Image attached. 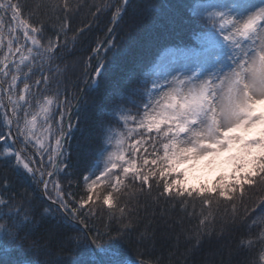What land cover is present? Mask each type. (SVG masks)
Listing matches in <instances>:
<instances>
[{"label":"snow or ice","instance_id":"obj_1","mask_svg":"<svg viewBox=\"0 0 264 264\" xmlns=\"http://www.w3.org/2000/svg\"><path fill=\"white\" fill-rule=\"evenodd\" d=\"M82 7L73 0H34L31 7L0 0V255L18 254L11 264H87L81 256L86 250L94 264H160L159 257L122 258L119 247L128 243L126 234L139 226L140 211L147 213L150 204L154 215L161 200L179 202L181 211L196 218L184 230L188 252L211 239L218 222L222 234L264 208V0L145 7L144 12H158L157 18L166 21L164 33L192 26L196 39L164 47L158 55L142 53L102 100L89 94L108 72L106 57L128 51L122 47L126 42L116 39L117 30L134 42L141 11L133 0H98L88 5L89 22L73 30L72 15ZM9 13L12 23L6 31ZM107 13L106 36L112 38L92 48L83 87L74 94L67 87L66 74L76 63L67 59L73 55L69 44L74 48L91 20ZM162 38L167 37H153ZM90 112L97 147L85 162L88 171L80 178L77 198L65 192L59 177L67 176L71 189L81 161L72 156L80 144L70 141L81 116L87 119ZM18 141L24 148H16ZM28 145L35 149L33 156L41 157L39 167L25 154ZM197 168L216 175L191 183ZM13 175L21 185L29 179L42 185L44 202L34 207L29 199L24 207L15 191L6 197ZM97 212L103 229L88 223ZM145 219L137 244L154 246L156 228L151 218ZM247 227L260 230L255 237L242 235L238 246L250 250L264 244V212ZM53 241L61 249L71 246L67 258L36 259L45 250L50 255ZM258 259L264 264V247Z\"/></svg>","mask_w":264,"mask_h":264},{"label":"trees","instance_id":"obj_2","mask_svg":"<svg viewBox=\"0 0 264 264\" xmlns=\"http://www.w3.org/2000/svg\"><path fill=\"white\" fill-rule=\"evenodd\" d=\"M20 2L26 7H31L34 0H20ZM74 3H83L84 7L80 8L79 11L72 15V29L79 27L81 23L87 24L91 19L88 5H91L98 0H73ZM134 3L139 4V10L141 15L137 17L139 21V28L136 31L134 42L129 41V37L124 34L123 31L117 30L116 39L119 41L123 39L126 44L122 47L127 46L128 51L125 55L113 56L109 53L106 57L108 61L107 68L108 72L105 78H102L98 88L89 95L97 97L98 100H102L105 93H107L112 85L122 76L124 71L128 68L133 59L139 58L142 53H147L149 55H158L164 47H173L177 42L181 44H189L196 37L194 32L196 29L192 26H185L183 28L177 29L176 31H170L164 33L161 25L166 24L163 19H158V12H144L143 10L147 6H155L158 10L161 6H176L191 3L192 0H133ZM110 13L101 14L97 19L91 20V26L88 31H85L83 36L79 37L78 42L73 48L71 43L69 48L72 50L73 55L67 57V59L75 60L76 63L72 65L69 69V73L66 76L70 77L67 82L68 90L72 93L79 91L83 87V80L85 78V63L88 61L90 54L92 53V48L96 47L97 43H106L107 39H111V36H106L107 27L110 19ZM127 19V17H126ZM10 13L9 16L4 19V24L6 26L11 25ZM160 34L162 38L160 40H154L153 37ZM69 37L72 33L69 32ZM67 51V50H61ZM62 63V62H61ZM93 67L96 63L95 56L92 57L91 61ZM92 68L87 69V71H92ZM33 80L35 77L32 78ZM22 86V85H21ZM75 103V100H73ZM73 121H75V115L72 116ZM114 127H122V125H117L113 122ZM97 129L95 127V115L91 112L88 118L85 119L81 116L80 123L75 130L74 136L71 139V144H80L79 152L73 149L72 156L73 159L79 157L81 161L80 171L78 174H74L71 177L72 187L68 188L69 178L65 175H61L59 178L61 183L64 185L65 192L71 191L77 198H79L82 189V180L80 179L85 172L88 171L86 166V161H91L92 156L90 155L97 147ZM54 142V137H53ZM17 149L24 148L22 141H18L16 144ZM35 149L31 145H28L25 149V154L28 156H33ZM36 163L33 167H39V162L41 157L36 155L33 156ZM44 161L46 163L47 156H44ZM10 180L13 183V188L9 189L5 193L6 197H10L12 192H16V201L19 202L21 199L24 200V207H28V200L31 199L32 206L36 207L41 205L44 201L42 199L41 185H37L35 182L29 181L23 185L17 182V178L13 175L10 176ZM51 187V186H50ZM26 189L24 197L20 196V192ZM155 191V189H154ZM255 199V196L252 197ZM249 207H251V200L247 201ZM143 203V201H141ZM195 209L198 212L200 209V204L197 201L195 203ZM187 211H193V204L189 202L187 206ZM87 212V209L84 210ZM163 212V218L161 213ZM261 212H264V208H257L254 212L243 221V223L237 221L236 225L228 226L225 228L222 234L219 232L220 224H217V232L212 236L211 239H205L200 247L195 250L188 252L186 249L189 247L188 242L184 238V230L194 226L196 224V218H189L188 215L181 211L179 202L172 200L159 202V206L155 207V214L153 215V206L150 204L148 212L145 213L143 209L140 211V224L137 228L133 229L130 233L126 234L127 244L119 245L121 249L122 258L135 260L137 257L141 259H152L155 260L157 257L160 258V264H237L240 260L256 261L259 264V250L264 247V244L255 243L250 250L240 248L239 241L241 236L247 237L249 234L253 237L259 232V227H253L250 232L248 229V224L251 223L255 217L259 216ZM84 213L82 212V215ZM152 219V226L156 228V239L155 244H137V235L143 229L147 220L145 217ZM220 216H223V211H221ZM230 219L229 217H227ZM167 221V224H165ZM179 221V223H176ZM219 221V217H218ZM88 223L90 225H95L103 229L104 220L101 218V213L97 212L95 217L88 218ZM116 222H112V227L115 229ZM77 227H82L77 224ZM43 231V229H41ZM179 236V240H177ZM65 246L61 249L55 241L52 243L50 249V255L48 250L42 251L36 256V259L44 261L45 259L51 258H64L68 256V248ZM92 253L86 250L81 253L82 258L87 262V264H94L92 259ZM18 254L11 255H0V264H11L13 259H16ZM28 258V257H24ZM98 260L97 257H95Z\"/></svg>","mask_w":264,"mask_h":264},{"label":"rangeland","instance_id":"obj_3","mask_svg":"<svg viewBox=\"0 0 264 264\" xmlns=\"http://www.w3.org/2000/svg\"><path fill=\"white\" fill-rule=\"evenodd\" d=\"M216 175L215 170L214 171H207V170H203L200 168H197L196 170L193 171L192 173V179H190L191 183H196L197 179L199 178V180H207V181H211L213 179V177Z\"/></svg>","mask_w":264,"mask_h":264},{"label":"water","instance_id":"obj_4","mask_svg":"<svg viewBox=\"0 0 264 264\" xmlns=\"http://www.w3.org/2000/svg\"><path fill=\"white\" fill-rule=\"evenodd\" d=\"M97 258L101 260V256L99 254H96Z\"/></svg>","mask_w":264,"mask_h":264}]
</instances>
